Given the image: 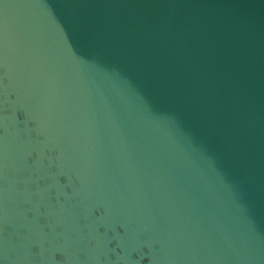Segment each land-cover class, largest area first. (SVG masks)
<instances>
[{"label": "water", "instance_id": "obj_1", "mask_svg": "<svg viewBox=\"0 0 264 264\" xmlns=\"http://www.w3.org/2000/svg\"><path fill=\"white\" fill-rule=\"evenodd\" d=\"M0 264H264V0H0Z\"/></svg>", "mask_w": 264, "mask_h": 264}]
</instances>
